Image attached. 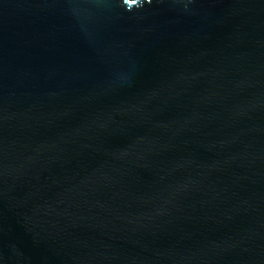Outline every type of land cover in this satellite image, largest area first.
Instances as JSON below:
<instances>
[{
	"label": "water",
	"instance_id": "95a60500",
	"mask_svg": "<svg viewBox=\"0 0 264 264\" xmlns=\"http://www.w3.org/2000/svg\"><path fill=\"white\" fill-rule=\"evenodd\" d=\"M0 264H264V0H0Z\"/></svg>",
	"mask_w": 264,
	"mask_h": 264
}]
</instances>
